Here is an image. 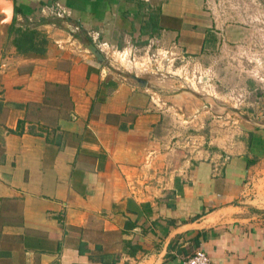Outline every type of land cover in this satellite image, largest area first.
<instances>
[{
  "label": "crops",
  "instance_id": "0c3cea01",
  "mask_svg": "<svg viewBox=\"0 0 264 264\" xmlns=\"http://www.w3.org/2000/svg\"><path fill=\"white\" fill-rule=\"evenodd\" d=\"M12 1L15 28L48 42L19 52L0 12V264H180L196 249L210 264H264V85L250 78L237 102L222 92L243 85L226 64L244 70L254 9ZM71 24L106 49L148 41L198 60L199 90L156 62L151 80L111 69Z\"/></svg>",
  "mask_w": 264,
  "mask_h": 264
},
{
  "label": "rangeland",
  "instance_id": "374dc122",
  "mask_svg": "<svg viewBox=\"0 0 264 264\" xmlns=\"http://www.w3.org/2000/svg\"><path fill=\"white\" fill-rule=\"evenodd\" d=\"M217 4L222 8H220L219 10L220 13L226 14V12L231 11V6L235 5V0H221ZM243 4L246 7L251 6V8L254 9L256 19L253 22L257 23V27L254 30V37H256L257 41L255 42L256 44L254 48L252 45V49L250 50V52L243 54V57L241 58V64L245 65L243 71L237 70V68H239L240 66H238L239 63L237 61L232 62L230 60V63L226 64L229 70H236V73H239V80L243 82V85L239 86L241 88H234L237 89V93L231 94L226 88L222 91L225 95V100L230 102H237L242 97V94L247 90V80H250V84H252L251 81L253 79L250 78H257V85H264V81H260V75L262 78H264L263 62L262 64L261 62L255 64L253 63V60H251V58L255 57L262 59L264 58L262 56L264 52V0H243ZM72 21L74 22V20ZM71 25L72 29H74L76 32L75 34L80 39H84L85 41L95 44V46H98L99 48L101 47L103 48V50H105L103 51L105 61L111 69L119 71L121 73H137L139 74V76L147 80H151L152 76L154 75L152 66L156 62L163 68L162 73L163 75H166L168 79L184 80L186 82V86H189L195 90H199L198 86L201 83V80L199 79V81H196V78L199 75V71H201V62H199L198 60L192 62V64L186 65V59H183L181 57L177 58L174 52L164 53L162 50H159V46H157L156 44H153L151 46L148 41L143 42V44H141L142 46L137 45L136 47L138 48L136 49L134 48V44L133 46H131L129 45V43L123 46L120 45L118 50H112L110 49V46H107L108 48L106 49L104 48L106 47V45L101 44L104 37H98L96 39L92 38V35H88L87 30L80 27L76 28L74 24ZM249 35L253 36L252 33H249ZM122 39L123 38H121V40ZM129 51L132 52V55L128 56ZM158 53H161V55L158 56ZM164 56H166L169 60L171 59V61L165 63L164 58L166 57ZM212 63L213 62H209V64ZM203 68H206V64H204ZM231 79L232 78L228 76L229 82ZM225 86L230 85L228 83ZM246 98H248L247 94Z\"/></svg>",
  "mask_w": 264,
  "mask_h": 264
},
{
  "label": "trees",
  "instance_id": "16d2710c",
  "mask_svg": "<svg viewBox=\"0 0 264 264\" xmlns=\"http://www.w3.org/2000/svg\"><path fill=\"white\" fill-rule=\"evenodd\" d=\"M149 19L151 20L152 16H150ZM14 23L15 19H13L12 23L9 26V34L15 32L13 43L15 44L19 52L32 51L42 54L46 51V44L48 40L44 33L38 32L34 29L22 30L20 28H15Z\"/></svg>",
  "mask_w": 264,
  "mask_h": 264
},
{
  "label": "water",
  "instance_id": "95a60500",
  "mask_svg": "<svg viewBox=\"0 0 264 264\" xmlns=\"http://www.w3.org/2000/svg\"><path fill=\"white\" fill-rule=\"evenodd\" d=\"M0 12L4 15V22L12 23L13 15H14V4L12 0H0ZM91 52L95 55V57L102 61L104 59L103 53L100 49L95 46H90Z\"/></svg>",
  "mask_w": 264,
  "mask_h": 264
},
{
  "label": "built area",
  "instance_id": "2783aa9c",
  "mask_svg": "<svg viewBox=\"0 0 264 264\" xmlns=\"http://www.w3.org/2000/svg\"><path fill=\"white\" fill-rule=\"evenodd\" d=\"M60 15V13H58ZM132 52L129 51V55ZM180 264H210V259L207 253L201 249H196L190 256L184 258Z\"/></svg>",
  "mask_w": 264,
  "mask_h": 264
}]
</instances>
